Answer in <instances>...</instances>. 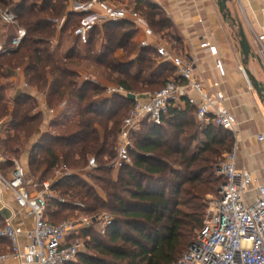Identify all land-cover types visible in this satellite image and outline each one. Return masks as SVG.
Returning a JSON list of instances; mask_svg holds the SVG:
<instances>
[{
    "label": "trees",
    "instance_id": "16d2710c",
    "mask_svg": "<svg viewBox=\"0 0 264 264\" xmlns=\"http://www.w3.org/2000/svg\"><path fill=\"white\" fill-rule=\"evenodd\" d=\"M14 2L11 12L27 34L18 48L0 55V79L23 69L30 91H21L14 97L9 128L15 134H8L0 146L5 153L17 156L22 141H30L39 130L43 112L34 114L38 103L32 92L36 89L45 94L50 110L67 104L61 114L62 124L52 123L64 130L41 136L31 151L30 167H34V174L40 172L37 179L43 182L46 175L63 166L70 171L87 168L92 156L104 164L105 158H114L113 148L134 102L126 96H104L105 88L100 83L81 80L78 69L85 62L95 64L105 70L107 79H112L113 74L124 76L117 85L128 92L151 95L170 81L180 80L176 68L168 62L153 61L151 56L158 57L153 48L139 50L133 40L137 32L133 22L106 23L94 29L85 47L75 42L66 56L56 61L50 47L55 35L51 19L68 13L66 1L0 0V6ZM135 10L159 33L173 26L152 2L139 0ZM68 14L64 32L70 30L73 38L84 16ZM160 16L163 17L157 20ZM97 32L104 41L100 53L94 51ZM114 49H123L130 57L136 54V58L129 64L117 62L110 57ZM130 68H136L134 75L128 71ZM3 91L1 87L0 101L4 103ZM117 110L122 111V122L118 114L114 115ZM7 115L8 106L1 105L0 119ZM132 142V164L119 170L115 178L110 177V169L101 166L96 173L102 175L92 178L98 185L74 175L53 186L57 197L67 198L69 203L61 204L57 198L49 201L47 215L51 223L56 224L55 218L66 209L79 210L71 204L72 200L84 204L85 215L96 218L106 212L112 219L106 235L94 227L81 234L86 235L97 255L80 252L76 261L68 264H176L203 225V199L215 194L225 182L216 175L215 167L233 151L235 138L212 121L201 124L195 109L185 105L172 107L161 125L142 123L133 133ZM14 166L6 160L0 171L9 174ZM93 230L98 237L92 235ZM5 243L0 238V244Z\"/></svg>",
    "mask_w": 264,
    "mask_h": 264
},
{
    "label": "built area",
    "instance_id": "2783aa9c",
    "mask_svg": "<svg viewBox=\"0 0 264 264\" xmlns=\"http://www.w3.org/2000/svg\"><path fill=\"white\" fill-rule=\"evenodd\" d=\"M65 1L68 4V13L84 16L73 33L74 41L82 47L88 44L92 31L106 23L133 22L137 31L142 32L144 36L140 47L155 49L162 61L171 63L176 68L180 78L177 82L170 81L155 94L145 95L146 99L133 103L123 121L118 142L114 147L113 161L107 166L109 169L121 170L130 166L133 133L138 131L145 121L161 125L172 107L189 105L195 109L196 119L201 124L212 121L216 126L231 132L235 139L238 137L237 119L227 109L223 93L212 92L197 80L194 75V61L177 56L165 45L157 44L156 34L135 7L117 6L102 0ZM68 13L52 21L59 31L67 25ZM0 22L14 25L17 20L12 12L0 11ZM26 34V30L20 28L10 41L0 42V55L18 48ZM254 47L264 67V34L258 35L254 32ZM200 48L215 59L217 71L225 77L224 64L218 58V48L206 41ZM240 71L251 88L252 83L246 69L241 67ZM85 81L89 79L85 78ZM22 86L24 91L29 90L26 82H23ZM191 91L195 96L190 94ZM105 95L128 97L138 94L128 92L122 86L112 85L105 87ZM66 105L63 103L58 111L64 110ZM58 111L50 110L48 113L55 117ZM256 140L264 150V132L258 134ZM5 162L0 149V165ZM12 162L15 166L8 175H3L0 171V194L9 193L21 210L28 211L34 218V227L26 231L14 226L10 221L5 223L0 231V238L10 243V252L0 255V263L12 261L14 264H68L76 261L83 246L80 240L82 232L96 225L99 219L83 217L79 222L53 224L47 215L51 199L57 198L61 204L69 203L65 198L54 196L53 186L67 177L74 176L75 173L63 166L54 173L52 180L41 182L17 161ZM87 169H99L95 158L89 160ZM218 172L225 182L216 197L209 201L203 225L199 228L193 244L176 264H264V184L256 188L258 196L254 203L250 204L247 195L255 189L254 179L249 172L237 169L236 146L218 167ZM71 204L78 209L85 208L80 202ZM111 225L112 219L106 217L102 221V235H106ZM24 237L28 244L22 247L21 240Z\"/></svg>",
    "mask_w": 264,
    "mask_h": 264
},
{
    "label": "crops",
    "instance_id": "0c3cea01",
    "mask_svg": "<svg viewBox=\"0 0 264 264\" xmlns=\"http://www.w3.org/2000/svg\"><path fill=\"white\" fill-rule=\"evenodd\" d=\"M138 1L131 0V5L136 6ZM144 1L156 5L173 25L174 33L170 36L172 43L159 37L155 42L167 48L171 46L169 51L174 54L176 51L172 44H179L182 57L194 61V75L197 80L202 82L206 89L221 92L225 96V105L238 122V137L235 139L236 166L238 170L249 172L254 179L255 189L247 195L248 202L254 203L258 196L256 188L264 184V150L256 140L257 135L264 132V107L255 89L248 86L240 71L244 65L239 50L238 23L243 26L251 47L256 52L254 32L258 35L264 34V0H236L241 10L239 15L233 11L232 17L237 24L224 21L217 5L218 0ZM139 33L137 39H143V33ZM205 41L218 48V58L224 64L225 77L217 71L215 59L200 48ZM246 68L258 83L264 84V75L259 76L263 68L257 60L255 62L250 59ZM19 82L22 88L23 78H20ZM190 94L195 96L192 91ZM32 95L40 102V108L45 112L43 98L38 97L35 91ZM182 108H185V105H182ZM46 116L51 117L49 113ZM37 139H34V144ZM23 161L24 158L22 164ZM26 164L24 161V168ZM0 219L4 224L10 221L14 226L26 231L34 227V218L28 211L21 210L9 193L0 194ZM21 244L22 247L28 244L26 237L21 240ZM9 247L10 243L7 241V244L1 246L0 252L7 254L10 252ZM0 264L14 263L6 261Z\"/></svg>",
    "mask_w": 264,
    "mask_h": 264
},
{
    "label": "rangeland",
    "instance_id": "374dc122",
    "mask_svg": "<svg viewBox=\"0 0 264 264\" xmlns=\"http://www.w3.org/2000/svg\"><path fill=\"white\" fill-rule=\"evenodd\" d=\"M105 1L108 2V3H110V4L117 5V6L127 5V6H130V7H133V5H131V0H105ZM15 4H16V2H14L13 5H10V6H0V11H10L11 12L13 10V6ZM228 8L230 9V11H231L232 14H233V11L235 13H237V15L240 14L239 11L241 10V8H240L239 3L236 0H232V2L229 3ZM161 17H163V16L156 17V19L158 20ZM58 18L59 17L54 18V19H51V21H55ZM147 24H149V23H147ZM53 27L55 29V35L52 37V39L50 41V47H51V50L54 53L55 60L56 61H59V60L63 59L66 56V54L68 53V51L70 50V48L75 45V41H74L73 38H71V32H70V30L66 31V33H65L64 32V29L62 31H59L54 26V24H53ZM149 27L154 31V33L156 34L157 37L162 38L163 40L168 41V42H171L172 41L170 36L173 35V33H174L173 26L172 27L171 26H168L163 33H159L158 30L155 29L152 26H149ZM19 29H20L19 22H17L14 25H5V24H3V23L0 22V42L6 43V42L10 41V39H12L14 37V35L16 34V32ZM125 29L128 30L129 28L127 27ZM101 32H102V36H103L104 35L103 34V31H101ZM138 34H140V33L137 31L135 33V36H134V39L133 40H134L135 44L138 46V48L140 50L141 49L140 42L142 41V39H140V38L137 39ZM99 36L100 35L97 32L96 33V36H95V38L93 40L94 47H95L94 48V51L97 52V53L98 52L99 53L101 52L102 45L104 44V41ZM172 45H173V47H175V51H176L175 54L177 56L182 57V55L179 53V49H180L179 44H172ZM170 48H171V46L168 47V50ZM113 51H114L113 53H110V57L111 58H114L117 62H120V63L129 64V63H131L136 58V54H134L133 56L130 57L127 54V52L125 50H123V49H114ZM252 52L256 55V52L253 51V49H252ZM151 57H152L153 61H156L157 64H159V62L162 61L157 56H151ZM254 61L256 62L255 59H254ZM262 68L263 69L260 71V74L261 75L259 74V76H261V77H262V74L264 75V67H262ZM78 71L80 72L81 80L85 81V78H88L89 81H91V82H95L96 81V82L100 83V85L102 87H104V88L106 86L117 85V83H118L119 80H124L125 79L124 76L119 75V74H113L112 79H107L105 70L103 68H99L95 64H90V63H87V62H85V64L83 65V67L80 68V69H78ZM128 71L132 75H134L137 70H136V68H130ZM20 78H23V82H25V77H24V74H23V69L16 70L14 72V76H12V77L5 78V79L4 78L3 79H0V89H1V87H3V90L4 91L2 92V96H3V98L6 101L4 103L0 101V106L1 105L2 106L3 105H7L8 108H9V115H7V116H5V117H3V118L0 119V142L3 141V140H5L8 134H10L11 136H14V134H15V131L12 128H9V125L12 122V119H11V116L10 115L13 112V108H14L13 105H12V102L14 100V97L17 95V93H19L21 91H24L23 87L21 88L19 86ZM33 91H35L39 95L38 97L43 98L44 104L46 106V103H45V101H46L45 100V94L39 93L36 89H33ZM137 94L138 95H150V93H143V94L137 93ZM104 96H106V95L104 94ZM37 103H38L37 104L38 106H37V109L34 111V114L43 112V110H41V108H40V102L37 101ZM56 104L57 103L55 102L54 105H56ZM60 107L61 106H59L57 108H54V109H51V110H55V111L57 110L58 111ZM44 111L45 112H43L42 123H41V125L39 127V130L37 131V133L34 135V137L30 141H22L23 142V146L19 147V154L17 156H15V155H13L12 153H9V152L8 153H5L4 152L5 151V148H3V147L0 146L1 154L5 158V160H7V161L8 160H10V161L15 160V161L18 162V164L20 166H24L23 165L24 164V161H25V163L27 162V164L25 165V169L30 174H32L35 178H40V172H36V174H34L33 173L34 172L33 171L34 167L33 168L30 167L31 151H32V149L34 147L33 145H36V143H38V141L40 140V136H43V135H45L48 132L57 135L58 133H61L64 130V128L62 126H60V127H53V125H52V123L54 121H60L59 123L62 124V122H61V118H62L61 116L62 115L61 114H62L63 110H61L60 112L58 111L57 114L55 115V117H50V118L48 116H46V114L50 111V109H48L47 107H45ZM121 113H122V111L117 110L114 113V115L117 116V114H118L117 117L120 118L121 119V122H122L123 117L122 118L120 117L121 116ZM110 126H112V124ZM120 127H121V125H120ZM36 137L38 139L35 140V144H34V139ZM117 142H118V140H117ZM234 147H235V145H234ZM113 151H114V148H113ZM224 156H223V158L221 160L218 161L217 167H215V173H216V175L218 177H221V178H222V175L218 172V167L225 160L224 159ZM23 158H24V161H23V164H22V159ZM91 158H93V156L92 157H89V160ZM96 161L99 164V167L103 166V167L109 169L107 166L113 161V158L112 159H109V158L106 159L105 158L104 159V161H105L104 164H100V162L98 160H96ZM110 170L112 171L110 177H114L115 178L118 175V171L119 170H115V169H110ZM72 172H74L75 175H78L80 179L87 180L90 185H98L99 182H96L92 178H95L98 175H102V174L96 173V170L90 171L87 168L76 169L74 171L72 170ZM2 174L3 175H6L8 173L5 172V173H2ZM53 177H54V174L53 173H50V174H48V175H46L44 177V181L43 182L52 180ZM219 188H220V186H219ZM218 190L216 191V193L218 192ZM216 193L215 194H210V195L206 196L203 199V201H202L203 219L205 218L206 209L208 207L209 201L211 199H213V198L216 197ZM53 194H54V196H57L58 195V194H55V193H53ZM66 200H67V198H66ZM72 202L79 203V201H77V200H72ZM82 209L83 208L79 209L78 211H74V210H71L70 211V210H67L66 209V210H64L62 212V214H60L59 216H57L55 218L54 222L56 224H61V223L67 222V221L79 222L80 219L83 218V217H91L89 215H85V213L82 212ZM106 217H110L109 213L101 212V214L96 217V218L99 219L98 222L96 223V225L92 226L90 229H92L94 227L96 230L101 231L102 230V221H104ZM4 225H5L4 223L0 222V231L3 229ZM87 230H89V229H87ZM87 230H84V231H87ZM198 231H199V229H197V231L195 232V238L197 237ZM92 235L95 236V237H98V235L94 232V230L92 232ZM80 240H81V243L83 244V246L81 248V252L88 253L89 255H93V256L97 255V253H95V251L92 249L93 248L92 244L89 245L90 242H89V239L86 238V235H81ZM1 246H2V244H0V248H1Z\"/></svg>",
    "mask_w": 264,
    "mask_h": 264
},
{
    "label": "water",
    "instance_id": "95a60500",
    "mask_svg": "<svg viewBox=\"0 0 264 264\" xmlns=\"http://www.w3.org/2000/svg\"><path fill=\"white\" fill-rule=\"evenodd\" d=\"M231 2L232 0H218L217 5L219 8V12L222 15L224 21H233L234 24H237L236 20L232 17V13L230 9L228 8V4ZM238 27H239V38H240L239 50L243 58V65L246 69V74L249 78V81L252 83V86L255 89L257 96L259 97L260 102L264 107V84L258 83L257 80L252 76V74L246 68L250 59L257 60L262 67H263V63L262 60L252 52L251 44L245 34L244 28L241 25V23H238ZM128 99L131 102H135L136 100L146 99V96L129 95Z\"/></svg>",
    "mask_w": 264,
    "mask_h": 264
}]
</instances>
